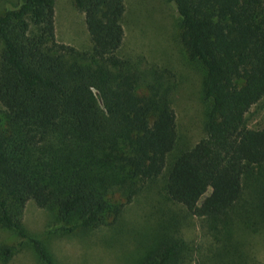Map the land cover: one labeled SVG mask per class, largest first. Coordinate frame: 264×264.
<instances>
[{"label": "trees", "instance_id": "1", "mask_svg": "<svg viewBox=\"0 0 264 264\" xmlns=\"http://www.w3.org/2000/svg\"><path fill=\"white\" fill-rule=\"evenodd\" d=\"M178 39L203 70V136L167 162L177 140L173 73L118 55L124 0H72L90 47L59 42L54 0H20L0 14V229L55 264L22 222L25 203L54 214L53 231L115 224L148 183L181 217L160 225L133 264H184L177 230L196 217L226 264H248L234 233L264 230V0H165ZM254 205L242 204L247 179ZM252 215V217H250ZM177 225V227H176ZM13 245L0 247L6 261Z\"/></svg>", "mask_w": 264, "mask_h": 264}, {"label": "rangeland", "instance_id": "2", "mask_svg": "<svg viewBox=\"0 0 264 264\" xmlns=\"http://www.w3.org/2000/svg\"><path fill=\"white\" fill-rule=\"evenodd\" d=\"M20 0H0V14ZM123 40L118 55L131 59L140 68L155 65L168 68L176 80L171 98L175 114L177 140L167 162L189 148L203 136L205 105L201 100L202 68L188 60L178 39L177 16L165 0H124ZM54 28L59 42L77 49H88L90 41L83 14L72 0H54ZM1 48V43H0ZM246 124L252 128L264 125V107L253 105L246 113ZM242 204L254 205L255 180L247 179ZM157 185L144 184L110 226L86 231L54 232L58 227L52 212L25 203L22 222L26 231L38 238L51 254L55 264H133L158 227L171 224L170 217L182 216V207L165 203ZM252 217V215L250 216ZM177 230L189 245L184 264H226L220 246L196 217L177 221ZM248 264H264V230H241L234 233ZM13 245V254L0 264H42L30 244L15 234L0 229V247Z\"/></svg>", "mask_w": 264, "mask_h": 264}]
</instances>
